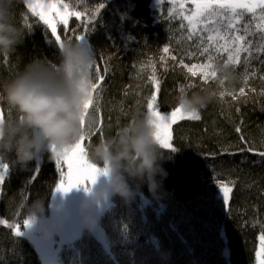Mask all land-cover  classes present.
<instances>
[{
  "label": "trees",
  "instance_id": "1",
  "mask_svg": "<svg viewBox=\"0 0 264 264\" xmlns=\"http://www.w3.org/2000/svg\"><path fill=\"white\" fill-rule=\"evenodd\" d=\"M190 1L183 0L185 10H191ZM8 2L13 20L26 36L13 55L0 56V84L33 58L59 61V44L51 29L24 0ZM63 3L69 5L67 11L82 15L69 16L67 26L55 16L57 34L63 41H77L75 36L84 35V44L95 54L101 72L108 68L100 100L103 137L115 134L146 111L153 91L149 79L153 67L160 81L157 102L162 113L178 106L175 97L181 85L193 84L186 89L189 93L216 87L211 76L207 81L200 75L192 77L180 64L181 59L189 66L206 62L205 57L187 55L196 49L180 26L181 0ZM100 4L104 7L99 8ZM243 23L255 31L259 21L244 19ZM165 46L169 47L168 54L162 52ZM253 53L247 66L246 53L241 54L239 66H231L235 87L220 89L218 99L201 112L199 121L181 120L173 125L170 143L175 151L161 150L162 165L168 173L162 186L153 193L143 184L131 204L119 196L112 197L100 216L108 233L105 244L85 231L74 244V257L62 253L63 264H264V241L260 238L264 235V159L247 152L230 155L222 151L242 147L241 134L250 146L264 151V54L256 53L255 48ZM226 58L227 53H221L214 63L223 64ZM225 89L233 95L221 98ZM0 106L4 112L11 111L2 101ZM99 138V132H94L90 144ZM84 146L88 153L87 137ZM50 155L42 154L30 162L28 169L15 162L14 153L0 156V163L9 165L0 187V221L8 222L0 223V264H44V256L32 239L34 234L23 225L28 219L23 208L25 202L30 205L43 199L45 214L34 224L36 237L42 239L43 222L49 221L54 212L56 187L62 172H67L66 164L57 165V158L49 159ZM220 181L235 185L227 206L219 190ZM86 192L84 187L73 188L70 195L80 201ZM16 224H20L23 235L16 236Z\"/></svg>",
  "mask_w": 264,
  "mask_h": 264
},
{
  "label": "clouds",
  "instance_id": "2",
  "mask_svg": "<svg viewBox=\"0 0 264 264\" xmlns=\"http://www.w3.org/2000/svg\"><path fill=\"white\" fill-rule=\"evenodd\" d=\"M25 36L24 29L13 20L8 0H0V56L13 55ZM58 51V62L33 58L0 84V101L11 110L0 115V156L14 153L15 162L24 169L46 152L51 153L49 159L57 158L99 125L98 115L86 107L93 99L94 79L89 66L95 62V54L84 43L71 40L59 45ZM214 70L215 88L177 94L175 102L184 113L201 115L218 99L220 89L235 87L230 65L216 64ZM153 120L144 111L115 134L89 145L88 158L106 172L101 171L96 183L89 185L91 190L80 204L82 229L96 230L101 219L96 210L112 197L119 196L131 204L143 184L153 193L162 186L168 173L162 165L163 148ZM45 211L43 199L30 205L25 202L24 215L32 221L29 228ZM65 219L66 215L57 214L59 226Z\"/></svg>",
  "mask_w": 264,
  "mask_h": 264
},
{
  "label": "snow or ice",
  "instance_id": "3",
  "mask_svg": "<svg viewBox=\"0 0 264 264\" xmlns=\"http://www.w3.org/2000/svg\"><path fill=\"white\" fill-rule=\"evenodd\" d=\"M27 7L32 10L34 15L38 16L45 25L51 29V33L55 36V41L62 46L63 40L61 36L57 34V23L50 17V13L55 11L59 18V22L63 25H68L69 16L81 17L79 11L69 12L67 11L69 5L63 3V0H49L48 3H36L35 6L32 0H24ZM159 2V0H158ZM171 3H175L176 0H170ZM194 8L189 10L184 9L183 0L179 5L180 11L178 15L181 17V28L187 32V40L194 41L195 52H188L189 58L199 55L205 57L204 63H193L189 66L183 59L180 60L181 66H183L190 76H201V79L207 81L208 78L215 79L217 76L214 70L216 64L214 61L221 53H227V58L223 64L230 66H239L241 62V54L246 53L247 58L244 63L248 65V58H251L255 48L256 53L264 54V0H191ZM104 5L100 4L99 8H103ZM44 9L43 11H37L36 9ZM63 8L64 11L60 9ZM257 9H259V15L257 16ZM244 19L249 21L258 20L259 23L255 25V31H250L251 25L243 23ZM186 21V23H184ZM31 28V25H27ZM243 29V31H242ZM86 31V29H85ZM75 40L85 43L84 35H77ZM164 54L169 53V47L162 48ZM173 60L175 56L171 57ZM161 60H164V56H161ZM90 72L94 79L93 84V99L88 102L86 107H89L99 117V125L95 131L81 136L80 140L70 148L66 149L62 154L57 156V165L66 164L67 172H62V179L56 187V191L68 193L73 188L84 187L85 191H90L89 183L94 185L96 183L98 175L101 169L95 163H90L88 159V153L85 148L86 137L88 143L94 132L98 131L101 138L103 137V114L101 111L100 100L102 99V93L104 91L103 81L108 72V68H103L101 72V66L95 62L90 66ZM167 68H165V71ZM152 76H150V82L153 85V91L147 102L146 111L154 117L153 123L156 128V137L163 149H171L175 151L170 143L171 140V126L178 120L199 121L201 115L184 113L181 107L178 105L174 110L168 113H162L160 106L157 102V94L160 90V81L155 74V68L152 69ZM248 80L247 67H245V73L243 76V82L246 85ZM194 87L193 84L180 86V92L184 93ZM187 89V90H186ZM95 94V95H94ZM233 95L228 93L225 89L220 93V97L224 95ZM240 94H244V88L240 89ZM235 99V96H233ZM4 114L3 106H0V115ZM241 129L236 128V132L240 133ZM240 143L243 145L236 149V151H230L228 147L222 149L223 152H227L230 155H236L237 153H251L264 159V151L257 150L249 145L241 134ZM9 165L6 163H0V187L4 184V178L8 171ZM219 190L223 197L224 205L227 206L231 200V194L235 185L231 181H220ZM0 223L8 224L7 221H0ZM31 219H25L23 225L25 227L31 226ZM16 236L23 235V231L20 230V224H16L14 228ZM261 240L264 241V235H261ZM260 253H257V257Z\"/></svg>",
  "mask_w": 264,
  "mask_h": 264
},
{
  "label": "rangeland",
  "instance_id": "4",
  "mask_svg": "<svg viewBox=\"0 0 264 264\" xmlns=\"http://www.w3.org/2000/svg\"><path fill=\"white\" fill-rule=\"evenodd\" d=\"M42 1L44 3H48L47 0H32V3L35 6L36 3H42ZM190 7L191 9L194 8V5L191 1ZM36 10L43 11L44 9L37 8ZM55 16H57V13L55 11H52L50 13V17L53 19ZM179 121L181 120H178L177 122ZM177 122L172 124L171 132L173 125ZM88 183L90 185V182ZM81 188H83V186L79 187L78 190H80ZM70 192H57L54 201L53 215L49 221L43 222L41 233L44 234V236L42 239L36 237L35 232L37 230H35L34 225L31 228L27 227L31 231V233L34 234L32 235V239L37 244V247L44 256V264H63L62 253L64 251H66L67 256L74 257L76 255V247H74L76 240L80 238L85 231H88L87 229H82L80 227V204L84 197L81 198L80 201H77L70 195ZM108 205L109 201L102 203V205L97 208L96 214L101 216L102 211L105 210ZM58 213L61 216H67V219H65L63 226H59V224L57 223ZM46 233H51V235H47ZM90 233H92L94 237L100 241V243L105 244L104 242L108 233L101 225V221L96 230Z\"/></svg>",
  "mask_w": 264,
  "mask_h": 264
},
{
  "label": "flooded vegetation",
  "instance_id": "5",
  "mask_svg": "<svg viewBox=\"0 0 264 264\" xmlns=\"http://www.w3.org/2000/svg\"><path fill=\"white\" fill-rule=\"evenodd\" d=\"M42 3H44V2L42 1Z\"/></svg>",
  "mask_w": 264,
  "mask_h": 264
},
{
  "label": "bare ground",
  "instance_id": "6",
  "mask_svg": "<svg viewBox=\"0 0 264 264\" xmlns=\"http://www.w3.org/2000/svg\"><path fill=\"white\" fill-rule=\"evenodd\" d=\"M48 1V0H47Z\"/></svg>",
  "mask_w": 264,
  "mask_h": 264
}]
</instances>
